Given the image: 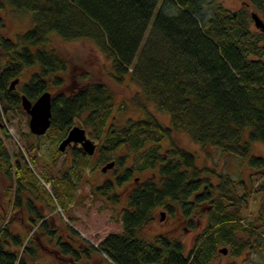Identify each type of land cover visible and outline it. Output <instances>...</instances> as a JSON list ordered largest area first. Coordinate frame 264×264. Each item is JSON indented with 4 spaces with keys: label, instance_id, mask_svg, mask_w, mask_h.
Listing matches in <instances>:
<instances>
[{
    "label": "trees",
    "instance_id": "16d2710c",
    "mask_svg": "<svg viewBox=\"0 0 264 264\" xmlns=\"http://www.w3.org/2000/svg\"><path fill=\"white\" fill-rule=\"evenodd\" d=\"M249 6L264 19V0H244L237 9L221 0H0V167L11 180L5 189L13 200L11 207L26 205L35 213L32 222H40L42 230L56 236L57 245L75 259L89 255L87 248L92 247L114 264H210L222 243L230 244L233 254L264 247V208L253 219H243L254 194H264V154L251 149L252 141L264 143V31L252 25ZM8 10L28 13L29 27L6 34ZM55 35L90 39L98 45L112 60L113 78L138 85L131 99L143 109V117L119 122L117 113L127 108V102H118L103 81L87 78L68 84L61 75L68 61L53 45ZM36 64L26 81L10 88L14 78L20 79L25 68ZM55 86L48 130L55 131L60 142L80 124L96 142V150L88 154L82 147H69L71 163L49 190L36 181L32 153L24 147L15 152L24 159L23 165L11 154L8 119L13 111L26 113L22 94L35 100ZM147 102L167 112L170 124L163 123ZM177 131L186 132L209 154L218 146L224 153L248 159L253 170L249 177L256 174L259 181L248 187L240 178L199 165L196 154L174 140ZM30 146L33 152L39 148L36 142ZM56 152H62L58 145ZM111 160L112 171L95 192L113 204L123 201V229L108 233L97 247L88 239L64 240L48 224L37 200L45 207L61 203L66 210L64 198L75 194L87 169ZM56 161L53 156L51 162ZM144 170L151 171L150 177L122 195V184ZM158 207L171 213L179 209L191 222L196 214L207 217L191 249L177 236H142ZM33 243L3 221L0 264H29L27 255L38 251Z\"/></svg>",
    "mask_w": 264,
    "mask_h": 264
},
{
    "label": "rangeland",
    "instance_id": "374dc122",
    "mask_svg": "<svg viewBox=\"0 0 264 264\" xmlns=\"http://www.w3.org/2000/svg\"><path fill=\"white\" fill-rule=\"evenodd\" d=\"M221 1L233 9L244 5V0ZM252 10L253 8L249 6L248 12L250 15ZM5 17L8 25L6 34L8 35L22 31L30 25V15L28 13H15L8 10ZM252 25L257 28L254 23ZM53 45L68 61L67 70L61 73L68 84L73 81L80 84L87 81V78L103 81L114 90L118 102L122 100L127 102V108L117 113L119 122L124 123L127 117H143V109L131 99L134 93L139 90L138 85L129 81L125 83L117 82L112 76L111 58L98 45L90 39L65 40L57 35L53 37ZM37 68L38 64L25 68L19 85L29 78L31 71ZM55 89H58V87H52L50 91ZM147 103L149 109L163 123L170 124V116L167 112L159 110L149 102ZM8 124L12 133L11 139L7 141L11 154L15 156V152L19 151L21 147L26 148L27 154L32 153L34 157L32 160L35 161L32 167L38 172L36 181L50 190L58 178L57 176H60L62 171L70 165L72 160L71 150L67 149L61 153L56 152V146L60 139L53 130H47L46 133L37 137L30 135L29 114L27 112L13 111L10 113ZM248 129L245 131V136L248 135ZM88 136L91 137L89 134ZM173 137L179 145L196 154L198 164L201 166H209V168H214L219 173H228L233 179L240 178L245 181L248 187L257 184L260 179L256 174H253L250 179L249 176L253 170L248 165V159L246 162L245 158L239 154L224 153L218 146L212 149V153L209 154L206 149L183 131L174 132ZM32 142L39 145L35 152L31 150L30 145ZM251 149L253 153L264 154V143L252 141ZM122 153L124 154V151ZM53 156L57 158L55 164L51 162ZM14 159H18L20 164H24L23 158L15 156ZM130 164L131 159L127 161V165ZM110 171L112 169L103 171L101 167L91 171L89 167L87 175L77 184L75 194L70 199L64 198L67 205L66 210L61 203L57 208L53 206L45 207L37 200V204L41 205L43 215L48 217V224L54 225L59 231L58 235L62 236L64 240H67L69 236H73L77 240L75 243L86 242V239H88L98 244L108 233L123 229V220L120 214L124 204L123 201L113 204L110 200L95 192V187L109 177ZM43 172L47 174L46 178H43L45 177ZM150 175V170L135 171L132 177L122 184L121 194L128 195ZM10 182V178L0 167V226L3 221H9L11 228L22 233L26 239H34L35 243L31 245L36 247L38 251L35 256L27 255L26 258L29 264H114L102 251L92 247L87 248L89 249V255L84 254L79 259H75L71 253L63 252L56 243V236L47 235L48 233L42 230L43 227L40 222L36 224L32 222L33 220L30 218L33 215L36 218L35 213L30 212L26 205L17 209L11 207L13 200L5 194V189ZM242 190L243 184L237 186V191L241 192ZM261 207L264 208V194L255 193L243 211L245 222L253 219ZM163 210L166 211V215L164 219H161ZM192 217L194 222H191L190 218L186 217L179 209L171 213L167 209L158 207L154 210L152 221L144 227L141 234L147 239H153L157 233L177 236L183 240L187 249H191L196 236L207 224V217L204 214L201 216L196 214ZM68 224L79 230L80 235L74 234ZM222 247H228V251L226 253L221 252L220 248ZM210 264H264V247L257 245L253 248H245L238 254H233L230 244L222 243L219 245V249L215 252Z\"/></svg>",
    "mask_w": 264,
    "mask_h": 264
},
{
    "label": "water",
    "instance_id": "95a60500",
    "mask_svg": "<svg viewBox=\"0 0 264 264\" xmlns=\"http://www.w3.org/2000/svg\"><path fill=\"white\" fill-rule=\"evenodd\" d=\"M252 18L255 25L264 31V19L258 12L252 11ZM19 77L14 78L10 82V88H15L19 82ZM23 109L29 114V128L34 134L41 135L46 133L52 122V93L50 90L43 91L35 100L29 98L26 94H22ZM80 146L88 154H94L96 150V142L88 136L87 130L80 124H75L71 127L66 136L59 142L58 148L60 151H65L69 145ZM115 164V160H111L101 166L103 171H107ZM161 219L165 218L166 211L161 212ZM79 231V230H78ZM96 247L98 244L91 241ZM220 251L226 253L227 247L220 248Z\"/></svg>",
    "mask_w": 264,
    "mask_h": 264
},
{
    "label": "flooded vegetation",
    "instance_id": "af4514ba",
    "mask_svg": "<svg viewBox=\"0 0 264 264\" xmlns=\"http://www.w3.org/2000/svg\"><path fill=\"white\" fill-rule=\"evenodd\" d=\"M18 84H19V82H18ZM87 133H88V132H87ZM72 146H78V147H81V146H80V143H78L77 145H73V144H72V145H69V146L67 147V149H70L69 147H72ZM67 149H66V150H67ZM66 150H65V151H66ZM65 151H64V152H65ZM40 207H41V205H38L39 210H42ZM32 218H33V217H32Z\"/></svg>",
    "mask_w": 264,
    "mask_h": 264
}]
</instances>
